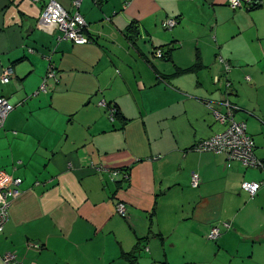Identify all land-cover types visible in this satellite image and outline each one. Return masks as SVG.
<instances>
[{
  "label": "crops",
  "instance_id": "0c3cea01",
  "mask_svg": "<svg viewBox=\"0 0 264 264\" xmlns=\"http://www.w3.org/2000/svg\"><path fill=\"white\" fill-rule=\"evenodd\" d=\"M228 2L82 0L90 40L75 44L39 25L47 0H0V96L15 103L0 170L21 179L0 264H264V168L194 149L229 100L264 163V0Z\"/></svg>",
  "mask_w": 264,
  "mask_h": 264
},
{
  "label": "built area",
  "instance_id": "2783aa9c",
  "mask_svg": "<svg viewBox=\"0 0 264 264\" xmlns=\"http://www.w3.org/2000/svg\"><path fill=\"white\" fill-rule=\"evenodd\" d=\"M73 12L70 13L68 9L64 8L57 0H47L44 11L40 17L39 25L49 32L58 29L62 32V37L75 43L83 44L87 42V38L83 34L86 26V21L79 13V7L82 0H71ZM251 0H229L228 4L233 10L244 8L246 4H250ZM175 24L174 20H168L165 23L167 28H171ZM154 54L157 57H163L162 49H157ZM224 59L219 58V61ZM225 70H229V66L225 64ZM13 68L7 67L1 77L2 83H8L13 76ZM227 85L230 86L228 79ZM45 89V82L42 86ZM226 105V112L215 111V119L218 123L224 126V129L214 133L213 135L200 140L194 145L197 151H210L214 153H222L226 157L227 165L230 166L232 162H240L244 166L264 168V163L257 159L255 155V141L247 133L246 124L242 121H237L234 117V112L238 107L228 100L220 102ZM15 103L6 97H0V128L3 126L5 118L9 112L13 110ZM114 110L110 112V118H114ZM110 175L113 181L123 183L129 178L128 169H111ZM193 185L197 186L199 176L192 175ZM264 182V181H263ZM263 182L244 181L242 188L251 195H254ZM20 178H14L8 175L5 171L0 170V233L9 220V210L11 200L19 195ZM127 211L126 203L118 200L115 204V212L125 217ZM220 234L218 226H214L208 233V238L216 240ZM3 261L5 264H23L18 260V256L14 252L4 254Z\"/></svg>",
  "mask_w": 264,
  "mask_h": 264
},
{
  "label": "trees",
  "instance_id": "16d2710c",
  "mask_svg": "<svg viewBox=\"0 0 264 264\" xmlns=\"http://www.w3.org/2000/svg\"><path fill=\"white\" fill-rule=\"evenodd\" d=\"M176 23H177V21H176ZM85 30V29H84ZM86 31V30H85ZM135 31H136V27H134V26H132V27H130V29H129V33L130 34H133V33H135ZM134 35V34H133ZM132 35V36H133ZM131 36V37H132ZM199 65V60H197L196 61V63L194 64V68H197V66ZM49 72L51 73V69H49ZM229 79V78H228ZM229 101V100H228ZM230 102V101H229ZM109 110H110V112H111V110H114L115 111V113H114V118L112 119V121L113 120H115V118H118V119H120L121 118V114L117 111V109L116 108H109ZM110 112H109V114H110ZM124 169H128V168H124ZM129 170V169H128ZM131 264H138L137 263V261H136V258L134 257V256H131Z\"/></svg>",
  "mask_w": 264,
  "mask_h": 264
},
{
  "label": "bare ground",
  "instance_id": "6f19581e",
  "mask_svg": "<svg viewBox=\"0 0 264 264\" xmlns=\"http://www.w3.org/2000/svg\"><path fill=\"white\" fill-rule=\"evenodd\" d=\"M82 17H83V16H82ZM83 18H84V17H83ZM84 20H85V19H84ZM168 20H174V21H175V24H176V20H175V19H168ZM168 20H167V21H168ZM175 24H174V25H175ZM174 25H173V26H174ZM85 27H86V26H85ZM84 29H85V28H84ZM83 34H84V36L87 38V42H88L90 39L86 36V34H85V30H83ZM83 44H84V43H83ZM13 71H14V69H13ZM0 97H2V96H0ZM13 109H14V108H13ZM9 113H10V112H9ZM9 113H8V114H9ZM8 114H7V115H8ZM6 117H7V116H6ZM2 127H3V126H2ZM2 127H1V128H2ZM1 128H0V129H1Z\"/></svg>",
  "mask_w": 264,
  "mask_h": 264
}]
</instances>
